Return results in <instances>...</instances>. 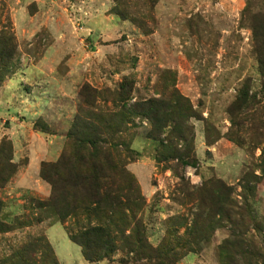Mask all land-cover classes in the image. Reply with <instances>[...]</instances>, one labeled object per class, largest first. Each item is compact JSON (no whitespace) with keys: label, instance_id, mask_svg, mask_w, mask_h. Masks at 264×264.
<instances>
[{"label":"rangeland","instance_id":"1","mask_svg":"<svg viewBox=\"0 0 264 264\" xmlns=\"http://www.w3.org/2000/svg\"><path fill=\"white\" fill-rule=\"evenodd\" d=\"M261 57L264 0H0V148L11 143L16 167L0 190V264H13L14 255L39 236L59 264H153L123 249L87 262L70 240L85 227L83 216L55 224L50 214L31 210V200L52 196L42 166L61 160L77 118L94 112L81 95L86 89L106 93L97 104L117 111L120 104L115 107L107 94L130 79L129 105L168 97L175 89L197 113L189 122L195 167L159 164L161 150L148 138L147 120L134 119L123 137L133 152L126 171L145 200L142 221L152 247L165 239L170 219H181L182 242L190 239L187 229L198 212L208 224L206 184L221 182L240 200L245 173L262 176L264 169ZM257 193L253 207L263 220L264 176ZM28 215L44 222L1 231ZM229 236L227 226L210 231L193 252L179 251L177 264H220L219 247Z\"/></svg>","mask_w":264,"mask_h":264},{"label":"trees","instance_id":"2","mask_svg":"<svg viewBox=\"0 0 264 264\" xmlns=\"http://www.w3.org/2000/svg\"><path fill=\"white\" fill-rule=\"evenodd\" d=\"M260 62L264 68V58L261 57ZM9 64L8 61L6 65ZM133 92L134 82L126 79L119 92L107 94L115 107L120 104L117 111H112L97 104L98 99L106 98V93L93 89L82 91L85 104L94 112L77 118L68 134L69 149L61 160L42 166L41 178L52 187V196L46 202L31 200V210L50 214L48 218L55 224L83 216L85 227L71 233L70 240L82 249L84 259L91 263L110 259L123 249L153 264H177L179 251L193 252L210 231L227 226L230 236L219 247L220 264H264V219H257L253 207L264 169L262 176L245 173L240 181V200L234 198L233 188L221 182L206 184L203 191L210 193L212 204L208 224L203 225L202 213L198 212L187 229L190 239L186 242L177 235L180 218L167 222L166 237L157 248L147 242L142 221L145 200L134 177L126 171L133 152L123 137L134 119L147 120L151 126L148 138L161 150L157 156L159 164L177 162L178 167H195L194 137L189 122L197 113L175 89L168 97L163 95L160 99L129 105ZM36 129L47 132V128L39 124ZM12 161V145L5 142L0 148V190L16 174ZM205 201L204 197L201 201L198 199V204ZM2 209L0 201V211ZM43 222V217L30 219L28 215L1 231L30 228ZM16 260L20 264H59L50 243L42 236L16 253L13 264Z\"/></svg>","mask_w":264,"mask_h":264}]
</instances>
